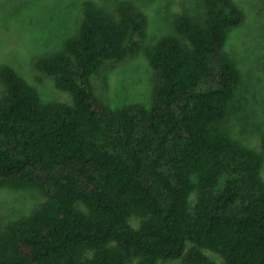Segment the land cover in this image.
Instances as JSON below:
<instances>
[{
  "label": "trees",
  "instance_id": "1",
  "mask_svg": "<svg viewBox=\"0 0 264 264\" xmlns=\"http://www.w3.org/2000/svg\"><path fill=\"white\" fill-rule=\"evenodd\" d=\"M81 10L64 48L32 60L70 102L43 101L0 64V188L43 196L0 226V264H264V131L256 150L225 126L241 80L226 49L239 5L203 0L200 17L179 13L153 43L131 0ZM137 52L150 106L100 100L91 75Z\"/></svg>",
  "mask_w": 264,
  "mask_h": 264
},
{
  "label": "rangeland",
  "instance_id": "2",
  "mask_svg": "<svg viewBox=\"0 0 264 264\" xmlns=\"http://www.w3.org/2000/svg\"><path fill=\"white\" fill-rule=\"evenodd\" d=\"M83 1L0 0V64H10L33 83L43 101H71L70 94L57 88L52 76L39 72L32 60L64 48L78 28ZM97 1L112 6L119 0ZM131 1L147 16L144 43H153L170 33L179 13L197 17L203 14V0ZM235 1L244 18L231 29L226 49L241 71V80L225 126L229 135L244 146L259 150L264 131V0ZM90 83L93 93L112 107L135 102L150 106L151 68L141 52L107 62L91 75ZM261 174L264 177V164ZM42 199L34 188H0V226L29 215ZM129 264H137V260ZM159 264L183 262L177 258Z\"/></svg>",
  "mask_w": 264,
  "mask_h": 264
}]
</instances>
